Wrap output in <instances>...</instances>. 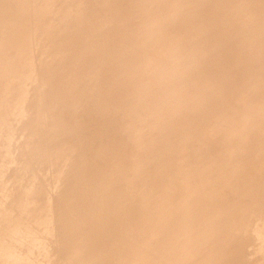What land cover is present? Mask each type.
<instances>
[{
    "label": "rangeland",
    "instance_id": "rangeland-1",
    "mask_svg": "<svg viewBox=\"0 0 264 264\" xmlns=\"http://www.w3.org/2000/svg\"><path fill=\"white\" fill-rule=\"evenodd\" d=\"M13 1L16 0H12V7L8 4L11 9L17 4V1ZM61 2L62 0H51L52 7L56 8ZM8 3H11L10 0H8ZM48 3V0L31 1L30 9L32 10L27 18V29L24 31V34L31 39L30 47L26 48L25 51L28 52L30 50L28 60L33 72L30 80H28V85L26 83L28 78L26 69L28 67L24 69L25 72H21V80L26 83L20 103L21 106L16 112L17 120L12 123L8 141L3 147L5 152L0 155V187L2 190L0 193V251L7 250L4 242L5 237H7L6 240L9 242L7 246H13L19 239V237H10V233L2 237L1 234L9 230V223L14 219L13 203L18 200L22 201L26 196L32 198L30 193L31 182H27V177L35 176L37 179L41 178L43 189L49 188L48 197L52 201L55 200L54 233L50 239L56 242L55 238L61 229H70V239L64 240L66 242L60 247L58 245L55 250L53 248V264H57L63 259V256L71 249L73 243L80 245L81 252L79 256L81 262L89 260L91 255L94 256L90 264H123L125 262L126 264H135L136 252L141 249L142 244L144 246L142 250L143 261L140 264H160V259L166 255H161L160 248L157 247L159 245L167 246L164 250L171 252L170 258L175 259L173 264H178L181 260V255L177 250V246L182 242L188 225L194 230L204 229L209 231L208 242L218 241L219 244L214 253L206 252L202 255H199L202 251L201 246L194 244L193 254L189 261L184 262V264H264V124H255L256 112L254 113L250 105L245 104L247 101L240 103L235 98V91L239 98L246 96L244 99H248L250 96L256 95L255 93L252 94L254 89H264V77L261 78V73L258 70H254V73L251 74V79L244 86L242 85L243 87L237 88L236 86L241 79L246 76L245 70L229 67L227 64L228 66H222L215 71L209 70L205 74L198 73V64L188 65L187 70H190V72L186 73L185 76L191 77L192 75L191 79L193 81L190 79L192 83L189 81V85H196L195 90H185L188 100L181 95L177 96L174 101L170 100L166 108L164 107L166 106L165 104H161V107L158 104L161 98L168 95L169 87L177 88L180 86V78L169 80L168 86L165 88L160 86L157 89L148 91L144 95L143 105L136 112V115L139 116L133 126L134 129L136 128V133L132 132L134 129L129 131L128 136L130 135L131 139L129 142L120 145L121 142L118 141V138L121 115L129 108H132L136 100L124 98L120 101L116 97L117 85L110 82L112 74L110 69H105L106 64L101 66L100 63H96L93 66L94 69L88 72L84 70V66L75 64L72 54H65L60 59L57 58V60L50 61L58 54L51 42L63 35L64 12L62 16L59 15L55 20L54 30L48 36L46 32L50 19V10H46ZM241 9H233V14L227 10L224 12L223 17L230 19L232 15L233 21L236 18L246 17L247 14L242 15ZM258 10L262 11L264 8ZM256 12L246 18L251 25L250 32L263 40L264 24L261 21H264V18H256V15H259ZM116 13L118 15L119 12ZM117 15L113 18L114 23L107 21L100 25L98 29L99 35L89 47L90 51L96 52L101 44L103 45V43L111 39L116 43V51L119 55L126 48L132 50L131 54L135 57L151 56L156 59L158 57L156 55L160 53L161 56L159 57L163 56L161 60L157 58L154 62L152 59L150 66L157 68V63L159 62L161 66H165V69L169 70L170 63L166 65L169 57H165L166 54L158 52L159 50L156 49L158 47H155L157 53L156 50H152L154 52L152 55L153 52H150L152 43L144 45L141 42H137L138 34L133 31L138 29L141 16L136 14L130 19L122 21ZM6 16L9 19V16ZM172 17L168 16L162 20L159 26L164 29L172 28ZM2 18L0 17V22L3 24H0L6 25V27L3 28L0 25V36H3L2 38L0 37L1 44L4 45L7 42L8 46L5 45L10 51L12 46H9L8 41H5V37H9V26L11 24L7 28L10 23L9 20L4 17L8 20L6 23V20L4 19V22ZM113 25H117L120 30L125 31L128 34V38H123L120 34L108 35V31ZM175 30L176 32L178 31L179 35L181 33L184 51L193 42L199 43L205 49H209L210 45H213L211 38L206 36L204 39L201 38V44L200 41H197L200 37L196 36L189 28L183 29L177 26ZM155 32L151 33V35ZM185 34L187 35L186 37H184ZM30 35H33V37ZM147 35L150 34L147 33ZM242 35L246 37H244V45L248 48L253 47L254 42L247 39L244 30ZM48 38L49 41L47 40ZM163 38V40L166 39V37ZM209 39L210 41L208 42ZM18 40L19 35H17L15 42ZM160 40L163 43L167 41V39L162 41V38ZM160 40L159 43H161ZM1 44L0 46L2 47ZM7 47L2 49L5 50L6 48L8 50ZM2 49L0 48V50ZM13 51H10L11 57ZM4 53L8 57V51H0V57L1 54L3 57L0 59V66L4 68L0 69L3 71L6 69L7 71L4 66L7 67L5 62L8 61V58L4 57L6 55ZM195 54L196 52L194 54L190 53V55L186 53L190 59H193ZM225 55L224 51V57ZM163 58L167 60H163L166 63H161ZM152 62L157 66H154ZM161 66L159 65L158 68H161ZM46 67L50 68L52 75L54 73L57 77L59 73L61 75L65 74L64 79L69 77L70 72L77 71V80L73 81L75 85L69 90L81 95L74 108L69 107L64 114L63 112L61 113L65 118L63 125H59V123L54 130L51 129L53 127L52 124L51 127L50 124L49 126L47 125V120H52L53 118L45 117L46 120H43L45 118L40 113L42 110L45 116L50 115L48 112L50 110L49 104L51 105V98H53L47 91L54 89V86L49 85V87V83L47 84L48 80L46 78L42 79L43 71ZM163 67L162 69H164ZM170 69L172 70L173 67H170ZM237 69L239 72L236 75L230 74L231 71H236ZM171 70H169L170 73ZM3 71L0 72V78L5 75L2 76ZM260 72H262V69ZM148 74V72H144L138 79L145 80ZM193 74L200 76H193ZM216 77L219 78L217 79ZM5 79L7 80V78ZM5 79L4 81H6ZM200 80L201 82L202 80L208 81L207 83L210 86L217 84L220 86V83L225 81L220 86L224 92H222L223 98L218 99L215 95L212 96L210 94L209 96L201 97L199 93L197 94V86L202 85L201 83L199 85ZM1 81L3 83L7 82L8 86L9 81L0 80V87L2 88H0V91H3L7 88V85L5 84V88ZM246 84H249L250 87H248L251 88L247 92H245V89H247ZM47 86L48 90H46ZM129 88L132 89L135 86L131 85L127 90ZM7 91H9V88L5 92L8 93ZM2 95L5 103H3L4 101L2 102L3 97L0 96V107L8 109L10 102L5 105L6 100L10 101L8 94L2 93ZM38 102H41V104L35 107ZM113 102L118 104V108L116 107L114 110L115 112H113L111 107ZM100 105L109 106L105 107L106 109L108 108L107 110L100 109L101 111L99 112ZM109 107L111 111H109ZM39 108L41 110H38ZM2 109H0V115L3 112H5L4 114L8 113L7 109H4L5 111L3 110V112ZM174 110L177 113L179 112V117H175ZM36 112L40 119L43 118L42 121H38L50 127L51 131H48L49 129L45 125V129H42L43 135L39 136L41 140H37L43 141V143L41 145L38 142L40 147L35 153L36 144L32 143L34 146H31V142L28 143L25 136L31 129L29 124H32L31 121L34 120ZM181 112L187 113L185 118L181 116ZM233 113L240 116L245 124V126L235 129L236 139H245L250 146L239 160L233 163H226L222 171L224 177H220L211 189L205 188L197 193H191L182 181L183 172L207 161L224 163L220 161L221 157H219L220 153L217 149V141L219 139L222 140L224 135L214 128L220 117L226 118ZM4 114L2 115L3 117ZM2 116H0V119ZM1 123L0 132L1 130L3 131V122ZM26 123L28 125L25 132L24 126ZM226 124L227 122L224 125L226 126ZM67 126H72V128L67 129ZM46 129L47 132L45 131ZM224 132L228 133L227 130H224ZM108 135H110L109 138L107 137ZM43 137L44 140H42ZM105 140L110 144L107 141L104 142ZM57 143L61 144L57 145ZM103 143H106V147L107 144L108 146L111 145L110 150L104 149L106 147L103 146L105 145ZM67 151L70 153L66 155ZM102 154H104V158L109 156V163L107 162V164L111 165L109 169H112V171L104 168H101L100 171L98 170L97 165ZM50 156L57 159H51ZM51 160L52 163L50 162ZM152 164L156 167L153 166V172L154 174L156 173L154 177L149 176L153 172H148V170H151ZM57 167L61 170V177L58 184H56L58 192L52 193L53 174ZM97 170L100 178H102V191L106 192L108 186H113L115 190L111 194V196L113 195L111 206L115 216L112 223L111 219L108 220L107 225L109 227L105 226L108 230H103L102 227L99 228L98 224L102 215L99 210L91 214L90 211L78 209L76 217L72 213L74 208L70 206L69 202L71 200V192L76 191L78 186L77 178H72V175L78 172H82V175H84L89 172L93 176ZM222 183L227 185V187L225 186L226 192L221 196L219 195L220 197L218 195L212 196L213 193L223 188ZM90 186L92 187V185ZM102 194L100 193L99 201L102 198ZM88 217L92 218L93 224L88 222ZM208 218L210 219L209 221ZM82 220L84 221L83 224L80 223ZM175 223H178V227L172 231L171 229ZM157 225L159 227L160 225L162 226L159 228ZM156 230L158 231L156 232ZM167 237L172 239L170 246L165 243ZM0 264H6V261L1 256ZM11 264L16 263L11 261Z\"/></svg>",
    "mask_w": 264,
    "mask_h": 264
},
{
    "label": "bare ground",
    "instance_id": "bare-ground-1",
    "mask_svg": "<svg viewBox=\"0 0 264 264\" xmlns=\"http://www.w3.org/2000/svg\"><path fill=\"white\" fill-rule=\"evenodd\" d=\"M16 1H13L16 2L17 4L15 3L16 4L15 7L11 9L10 7H12L11 5L12 0H10L11 3H8V0H0V17L2 18L3 16L2 20H4L7 17L6 15H8L9 19L8 17L6 19H8L10 23L8 22L9 24L7 25V28L11 24L9 26L10 27L9 37L6 36L5 37L6 39L5 38L4 39L5 41H8L9 46H12V48H10V51L14 50L11 57V52L7 47L8 46L7 42L4 43V45L6 44L7 46L2 45L1 38L3 36L2 37L0 36L1 37L0 44L2 45V47L0 46V48L2 49L3 47H7L8 49V50H6V48L5 50L2 49L3 52L8 51V57L6 54L7 52L4 53L6 54L4 55V57L8 58V61L5 62V64L7 63V67L4 66L5 68H7V71L6 69L5 71L1 70L4 69L1 68V66H0L1 68L0 70L3 71L2 76L5 74L3 76L4 79L7 78V80L9 81L8 83L9 86H8L6 82L7 80L5 79L6 81H4V79H2L3 77L0 78V80L6 82L3 83L1 81V83H3L4 86L6 84L7 88H9V91H7L8 93L5 92L7 89L6 86H5L6 89L1 91L5 95L8 94L10 100V101L6 100V104H5L7 105V103L10 102L8 104L9 105L8 109L4 107H0V109L3 108L2 112L4 109H7L6 111H8V113H6L7 115L4 114L5 112L2 113V115L4 114V117L0 115L2 116L1 117L2 120L5 118L3 121L0 119V121L3 122V128H2L3 131L1 130L0 132V155L5 152L3 150V147L6 145L8 141V134L10 132V129L12 128L13 121L17 120L16 112H18V109H20L19 106H21L20 103L25 90L24 87L26 83L28 85V80H30V77L33 72L31 71L30 61L28 60L30 50L28 52L25 51L26 48L30 47L31 39L29 36H26L24 34V31L27 29V20H28L27 18L29 14H31V10H32L30 9V3L31 1H36V0H16ZM48 2H49L48 6L46 8V10H50L49 26H47L46 28V32L48 36L50 32L54 30L55 20L59 17V15L62 16V13L64 12V20L62 26L63 35L60 38L54 40L53 41L54 43L51 42V45L54 47V50H56L58 54L55 58H52L50 61L54 59L57 60V58L60 59L65 54H72L74 56L75 64L84 66L85 67L84 70L88 72H91L92 69H94L93 66L96 63H100L101 66H104L106 64L105 69H110V72L112 74L111 76L112 80L110 82H112V84L115 83L117 85L116 97L120 101H122L121 99L124 98L136 100L135 105L133 104L132 108H129L126 112H123L121 115L122 118L119 123L120 134L118 138V141L121 142L120 145L124 144L125 142H129V140L131 139V136L130 135L128 136V132L134 129L133 126L136 123L137 120L136 118L139 117L138 115H136V112L143 105L144 95L148 91L157 89L160 86L162 88H165L168 86L169 80L174 78L176 79L180 78L181 80L180 86H178L177 88L169 87L167 92L168 95L165 96L164 98H161L158 104L159 106L161 104H165L166 106L164 107L166 108L168 107L167 104L170 103V100L174 101L175 98H177V96L183 95L185 98H187L185 90L191 91L196 86L194 84H192L193 86L189 85L190 84L189 81L192 80L191 79L192 75L191 77H188L187 75L185 76L186 73L190 72V70L189 71L187 70L188 65L198 64L199 65L198 73L201 72L205 74L209 70L215 71L217 68H220L225 65L226 66L229 65V67L231 66L233 68H240L242 70H245L246 76L244 77V79L243 78L241 79L240 83L236 86L237 88H240L242 85L244 86V84L251 79L250 77L251 74L254 73V70H258V72L261 73V78L264 77V39L263 40L259 39L256 34L254 35V33L250 32L251 25L250 22L248 23V20L246 18L247 16L255 13L256 11H258L256 12V14L258 13L260 15V16L256 15V18L258 17L264 18V10L262 11L258 10L260 8H264V0H62V2L56 8L52 7L51 0H48ZM8 4L10 5V7ZM17 5L19 6L17 7ZM235 8H242L241 9L243 13L242 15L247 14L246 17L239 16L240 18H236L234 21L232 15L230 19H225L223 17L225 11L228 10L233 14V9L235 10ZM116 12H119L118 15ZM136 14L141 16L140 25L137 27L138 29H135L133 31L138 34L137 42H141L144 45L152 43V47L151 45H149L151 47L150 52H153L154 50L157 49L159 50L158 52L166 54L167 56L165 55V57H169L168 61L164 59L165 58L164 57L161 63L163 62V60H166L168 62L166 63L164 61L166 65L170 63L168 67L169 70H171L170 67L171 68L173 67L171 73L168 69L167 70L165 69L166 68L165 66L164 67L161 66L159 62L157 63L158 66L155 63L153 64L152 62V64L154 66H157V68L156 67L154 68L152 65L150 66L151 61L154 60L155 62L157 58H160L159 57L161 56L160 53L156 55V57L158 56L156 59H153L151 56L135 57L133 56V54H131L132 50L126 48L119 55L118 52L116 51L117 45L111 39L105 43H103L104 41L103 39L102 40L103 45L101 44V46L96 52L93 53L92 51H90L89 47L93 43V40L98 37L99 35L98 29L100 28L101 24L107 21L114 23L113 18L116 15L120 17L122 21H125L127 19H130ZM168 16L170 17L173 16L172 17L173 21L171 23V26L173 25V27L170 29H164L162 26L160 27L159 25L160 22L165 18H167ZM8 20H6V23ZM261 22L264 24V21ZM2 26L3 28L6 27V25H1V27ZM177 26L183 29L189 28L190 31L192 30V32L196 36L200 37L199 40L197 39V41H200V43L202 41L201 38L204 39L205 36L207 38L208 37L211 38V43L213 45H210L209 49L207 48L205 49L201 47L199 43L198 45L196 42L192 41L193 43L189 44L188 49L184 51L182 47L184 46L182 45L183 43L181 40L182 37L180 36L181 33L179 35L178 31L176 32L175 30ZM243 30H244V34L247 35V39L254 42L253 47L248 48L247 46L244 45L243 41L245 36L242 35ZM4 32L2 33L5 34ZM153 32L155 33L151 35V33ZM147 33L150 35H147ZM110 34L112 35L120 34L123 38H128L127 37L128 34L125 33V31L120 30V28H118L117 25H113V27H111V29L108 31V35ZM17 35H19V40H18L19 43L18 41L15 42ZM30 36L33 37V35ZM186 36L187 35L185 34L184 37ZM163 37H166L167 41L166 39L163 40L164 39ZM161 38L162 41H166V43L161 42L160 40ZM47 40L49 41V38ZM159 40L161 43H159ZM209 41L210 39L208 40V42ZM155 47L158 48L155 49ZM224 51L226 53L225 57H224ZM189 52L191 54H194V52H196L193 59H190L188 55H186V53L190 55ZM153 54L154 52L152 53V55ZM1 58H3L2 54L0 59ZM159 65L161 66V68H158ZM27 67L28 69H26V74L28 75V78L26 79V83H25L21 80V72H25L24 69ZM162 67L164 69H162ZM261 69L262 72H260ZM144 72L149 73L146 78L144 77L145 80L138 79L140 78V75ZM238 72L239 71L237 69L236 71H231L230 74L236 75ZM65 76H66L65 74L61 75L60 73L58 74V77L54 73L52 75L50 68L48 67L45 68L42 75V79L46 78L48 80L47 82V84L49 83L48 86L49 85L54 86V89L52 88L53 90L51 89V91H47L51 96H53V98H51V102H50L51 105L49 104L50 110H48V112L50 113V115L45 116L40 108L38 110H41L40 113L42 114V116H44L43 118L45 117L53 118L52 120L51 119L47 120L48 126L49 124L50 127L53 125V127L51 128L52 130L57 128L59 123H60L59 125H63L65 118L63 115H61V113L63 112L64 114V112L67 111L66 109L69 107L74 108L76 102L81 97L80 94H75L71 90H69L73 88V86L75 85L73 84V81L78 77L77 71L70 72L69 77L68 78L66 77V79H64ZM193 76H200V75L193 74ZM220 77L222 78V76ZM207 82L208 81L206 80H202V82L201 80L199 81V85L200 83L202 85L197 86L196 88L197 94L199 93L201 97L209 96L210 94L212 96L215 95L216 98L218 99L219 98L222 99L224 95L222 94L223 90L220 86H222L221 84L225 81L220 83V86H218V84L210 86L208 85ZM131 85H134L135 88L132 89L129 88V90H127V88ZM172 85H173V81H172ZM48 86L46 90H48ZM248 86L249 84L247 85V89H245V92H247V90H251V88H249L250 86L249 87ZM2 93L0 94V96L3 97L2 99L3 102L4 96L2 95ZM254 93L256 95H253L252 97L250 96L248 99H244L246 96H241L239 98L235 91V95H236L235 98L240 103L241 102L245 103L247 101L245 104L250 105L254 110V113L256 112L257 115L255 118V124H264V121L262 122V120H264V89L260 90L256 88L253 90L252 94ZM3 103H5V101ZM106 103L108 104V102ZM40 104L41 102H38L35 107H38ZM106 105L105 106L100 105L99 112L101 110L106 109L105 107H108L111 104H109L108 106ZM112 105L111 107L113 109V112H115L114 110L118 104L113 102ZM109 111H111V108ZM173 112L175 113V117H179V112L177 113L176 110H174ZM234 113L226 118L220 117V119L217 122V125L215 124L216 126L214 128L216 131L224 135L222 140L219 139V141H217L218 142L217 149L220 153L219 157H221L220 161L224 163H219V161L218 162L207 161L201 165L194 166V168L189 169L188 171L185 172H183L182 169L183 172L182 181L191 193H197L205 188L211 189L214 186L215 182L220 179V177L222 178L224 177L222 171L224 170L223 168L226 165V163H233L239 160L240 157L246 152V149L250 146V144L247 143L245 139L239 138L237 140L235 137V132H234L235 129H237L238 127H243L245 126V124H244V120L240 116H237ZM186 114L187 113L185 112H181V116L184 118L186 117ZM43 118L40 119L36 112L34 120L31 121L32 124H29L31 126V129L27 132L25 136V138L28 140V143L31 142V146H34L36 144L35 153L38 151L39 149L38 147H40L39 145L40 144L42 145L43 143V141H40L41 137L39 136L43 135L42 129L43 128L45 129L46 124L44 125V123L42 124L40 123V121H38V120L42 121ZM43 120H46V118ZM1 122L0 124H2ZM226 122L227 124L225 126L224 124ZM27 125L28 124L26 123V125L24 126L25 132L27 131ZM50 127H48L49 129L48 131H51ZM69 128H72V126H67V129ZM135 129L132 132L136 133ZM224 130L225 131L227 130L228 133L224 132ZM45 131L47 132V129ZM109 136L110 135H108L107 137L109 138ZM38 139L40 140L37 141ZM42 140H44V137L42 138ZM106 141L107 140H105L104 142ZM132 141L135 142L136 140H132ZM38 142H40L39 145ZM32 143H34V145H32ZM107 143L109 142L107 141ZM58 144L60 145L61 143H57V145ZM103 144H105L103 146L106 147V143ZM72 146L74 147V145ZM110 146L111 145L108 146L107 144L108 148L106 147L104 149L108 150L109 148H111ZM69 153L70 152L67 151L66 155ZM50 157L51 159H57L56 157L54 158L52 156ZM100 157H99V163L97 165L98 170L100 171L101 168L109 169V166H111L107 164V162L109 161V156L104 158V154H102V156ZM43 162L45 161L43 160ZM50 162L52 163V160ZM153 166L155 167V165L152 164L151 170H148V172L150 173L153 172L154 170ZM98 170L96 172L94 171L95 173L93 172L94 173L93 176L91 175L92 173L89 174V172H91L89 170H88L89 172L84 175H82L83 174L82 172H78L72 175V178L75 177L77 178L76 180H78V186L76 191L71 192V200L69 202H70V206L74 208L72 209V213L76 217L78 214V209H82L83 211L84 210L90 211L91 214L96 213L97 210H99L102 213L101 219L99 220L100 223L98 224L99 228L102 227L103 230H108V228L106 229L105 226H108L107 223L108 220L110 219L112 223L113 218L115 216L114 210L111 206V202L113 200V195L111 196V194L115 192V190L113 186H108L106 192L102 191V187H103L101 186L102 178H100ZM109 170L112 171V169ZM150 175L151 177L152 176L154 177L156 173L154 174L153 172L152 174H149V176ZM53 176H54L53 177L54 183H53L52 193L55 191L57 193L58 186L56 184H58V181L61 177V170L59 167L55 169ZM27 178H28L27 182H31L30 193L32 194V198L26 196L23 198L22 201L18 200L13 203L12 211L14 213V219L9 223V230L4 231L3 232L4 234L3 233L1 234L2 237L7 233L8 234L10 233V237H19V239L13 246H7L9 242L6 240L7 237H5L4 242L6 243L5 246L7 247V250L0 251V256L4 258L6 264H8V262L9 264H11V261L13 262L15 261L16 264H53L52 255L54 254H52V251H54L58 245L60 247L63 243H65L66 241L64 240L70 239L71 237L70 229H61V231L58 233V236L55 238L56 242L50 239L54 233L53 222L55 220V208H56L55 200L52 201L48 197L50 190L49 188L43 189L41 178L37 179V177L35 176L33 177L29 176ZM90 185H92V187ZM222 185L223 188L220 191L213 193L212 196L215 195L221 196L226 192L225 189L227 185L224 183H222ZM1 192L2 190L0 187V193ZM100 193L103 194L101 200L99 201L98 198H100L99 197ZM209 220L210 219L208 218V221ZM88 222L93 224L92 218L88 217ZM199 222H205V221H199ZM80 223L83 224L84 221L82 220ZM161 226L162 225L158 227L161 228ZM176 227H178V223L177 224L175 223L174 227L171 230L174 231ZM187 228L188 229L185 232V236L183 237L182 242L177 246V250L180 252L181 255V260L178 262V264H184V262L189 261L190 257L193 254L192 250L194 244L195 245L199 244L201 246L202 251L201 252L199 251L200 253L198 252L199 255H202L206 252L212 254L217 250V245L219 244V242L213 241V243L212 242L210 243L207 240L208 235L210 236L209 231L204 229L194 230V228L190 227L189 225ZM157 231L158 230H156V232ZM66 234L67 236H65ZM171 240H172L171 237L169 238L167 237L165 243L170 246L172 242ZM157 247L160 248L161 255L163 256L166 255L162 259H160V264H173L175 262L174 258H170L171 252H166L164 250V248L167 246L163 247L159 245ZM143 248L144 246L142 244L141 249H139L136 252L137 255H136L135 264H140L143 261V257H142ZM80 252H81L80 245L77 243H73L71 245V249H69L66 252V254L63 256V259H61L60 262L57 264H90L94 256L91 255V258L89 260L85 262H81L79 256ZM123 264H126V262Z\"/></svg>",
    "mask_w": 264,
    "mask_h": 264
}]
</instances>
